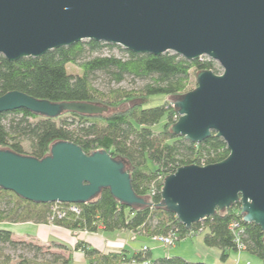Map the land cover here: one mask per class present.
I'll use <instances>...</instances> for the list:
<instances>
[{
    "label": "water",
    "instance_id": "obj_1",
    "mask_svg": "<svg viewBox=\"0 0 264 264\" xmlns=\"http://www.w3.org/2000/svg\"><path fill=\"white\" fill-rule=\"evenodd\" d=\"M84 40L219 65L218 74L196 72L195 88L172 98L178 118L170 131L192 143L215 133L229 153L166 175L156 206L189 230L240 204L243 221L264 233V0H0V54L10 62ZM18 109L49 118L109 111L17 90L0 96V113ZM0 188L37 203L69 204L94 201L108 189L120 203L151 205L134 192L125 159L106 150L86 154L69 141L53 142L41 159L0 149Z\"/></svg>",
    "mask_w": 264,
    "mask_h": 264
},
{
    "label": "trees",
    "instance_id": "obj_2",
    "mask_svg": "<svg viewBox=\"0 0 264 264\" xmlns=\"http://www.w3.org/2000/svg\"><path fill=\"white\" fill-rule=\"evenodd\" d=\"M120 49L124 55H104L103 49ZM68 65L78 72H69ZM211 70L220 73L219 65L207 58L186 60L166 52L155 56L136 54L118 45L84 40L60 47L33 58L24 57L10 62L0 54V96L13 90L50 102L81 101L108 107L103 115L63 113L55 118L35 114L25 109L0 113V149L41 159L56 141H69L80 146L84 153L106 150L111 156L127 162L134 192L151 205L129 206L116 200L103 189L91 202L77 203L79 213L68 212L64 218L51 219L54 203H37L0 188V223H52L71 230L105 232L130 231L151 240L153 236L173 235V244L203 233L207 247L220 250L224 262L231 251L238 252L235 232L241 230L238 241L243 250L264 264V233L254 223L242 219L240 204L217 211L186 229L174 213L164 207L160 190L164 177L184 165H207L225 159L229 153L225 142L212 133L200 143L175 136L170 126L178 115L170 102L144 107L149 96L177 97L190 90L191 71ZM104 74L110 83L119 84L126 77L142 82L137 89L109 88L101 91L92 84L97 73ZM163 119L161 126L157 127ZM153 191V193H151ZM63 205H67L61 203ZM236 225L235 232L231 224ZM45 248V252L41 250ZM33 251L26 257L20 250ZM60 249L67 253L52 251ZM87 264H212L191 262L180 256L151 259L148 249L132 252L103 253L83 241H77ZM47 252V253H46ZM71 249L65 245L40 246L16 241L11 231L0 227V264H70Z\"/></svg>",
    "mask_w": 264,
    "mask_h": 264
},
{
    "label": "crops",
    "instance_id": "obj_3",
    "mask_svg": "<svg viewBox=\"0 0 264 264\" xmlns=\"http://www.w3.org/2000/svg\"><path fill=\"white\" fill-rule=\"evenodd\" d=\"M0 227L11 231L12 238L16 241L31 242L40 246H50L62 244L71 249V261L70 264H87V259L81 250H75L74 246L77 241H83L90 247L97 249L103 253H118L125 250L129 257L132 252L138 251L142 246H147L151 259H157L162 256L159 248H164L158 242H152V240L136 235L126 230H116L113 232H105L101 228L96 232H88L85 230H71L64 227L54 225L52 223H34L31 221L23 223H0ZM198 235V234H197ZM196 236V235H195ZM194 237V236H193ZM194 239V240H193ZM181 241V240H180ZM196 241V242H195ZM176 244H174L175 246ZM182 247L187 249H194V252L189 250V253H183L180 257L191 261L192 255L195 254V259L200 260L204 258L211 259L213 264H246L249 262L245 259L247 252L231 251L228 258L222 262L220 261V250L215 247H207L203 243V237L192 238L191 241H187L181 244ZM57 252L63 253L67 256V253L60 249H52ZM248 254V253H247ZM244 255V256H243ZM237 256V258L235 257ZM167 257H171L167 255ZM244 260V263L239 262ZM118 264H136L134 261L123 262Z\"/></svg>",
    "mask_w": 264,
    "mask_h": 264
},
{
    "label": "rangeland",
    "instance_id": "obj_4",
    "mask_svg": "<svg viewBox=\"0 0 264 264\" xmlns=\"http://www.w3.org/2000/svg\"><path fill=\"white\" fill-rule=\"evenodd\" d=\"M122 48V47H121ZM104 55H107V54H114L115 56H118V57H121L124 55V53L118 49V48H113V49H108V48H104L103 49V52H102ZM68 71L69 72H78V68L76 66H72V65H68ZM92 84L99 90L101 91H108L109 88H123L125 90H131V89H137L141 86L142 82L140 80H137L135 79L134 81L132 80L131 77H126L124 81H122L121 83L119 84H114V83H110L108 78L100 73V72H97L93 78H92ZM196 86V82H195V71H191V74H190V87L193 89L195 88ZM173 97L171 96H163V95H154V96H149L147 97L146 99L143 100V106L144 107H151V106H156V105H160L161 103L167 101V102H170L172 100ZM163 122V119L160 121V123L157 125V127L161 126ZM194 237H197V238H202L203 237V233H200ZM194 237H189V238H185L181 241H179L175 246L174 245H170V246H166L164 248H159L162 256L160 257H167V255L173 257V256H181L183 253H189V250L194 252V249H187V248H184L182 247V243L184 242H187V241H191L192 238ZM194 240V239H193ZM153 242V241H152ZM196 242V241H195ZM42 252H45V248H43L41 250ZM54 251V250H52ZM21 253H23V255H25L26 257H31L32 254H33V251L31 250H28V249H24V250H20ZM47 253V252H46ZM195 254L192 255V258L191 260L193 262H207V263H211V262H208V261H211V259H207V258H202L200 260H196L195 259ZM244 256V255H243ZM237 258V256H235ZM244 260H247L249 261L250 264H258V260L249 255V254H245V259ZM244 260H239V262L241 263H244L245 261ZM246 263V262H245ZM213 264V263H212Z\"/></svg>",
    "mask_w": 264,
    "mask_h": 264
},
{
    "label": "built area",
    "instance_id": "obj_5",
    "mask_svg": "<svg viewBox=\"0 0 264 264\" xmlns=\"http://www.w3.org/2000/svg\"><path fill=\"white\" fill-rule=\"evenodd\" d=\"M151 193H153V191H151ZM64 204H67V205H63L61 203H54L52 206H51V219H54V218H64L68 212L70 213H75V214H78L79 213V210H78V207L76 206V204H69V203H64ZM231 229L235 232V229H236V225L233 223L231 224ZM241 232V230H238V232H235V235H236V242L238 243V252L242 251L243 250V246L239 243L238 241V238H239V233ZM152 241L154 242H158L160 243L161 245H163L164 247L166 246H172L174 245L173 244V235L172 234H169L167 236H164V235H156V236H153L151 238ZM148 248L147 246H142L141 247V250L142 251H146ZM149 263L148 261L147 262H144V264H147ZM246 264H250L249 262H246Z\"/></svg>",
    "mask_w": 264,
    "mask_h": 264
}]
</instances>
